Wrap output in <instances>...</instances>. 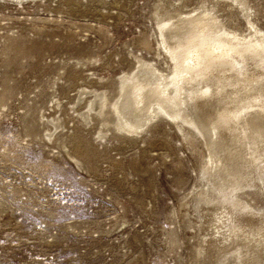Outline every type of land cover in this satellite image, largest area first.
I'll return each mask as SVG.
<instances>
[{
    "label": "rangeland",
    "instance_id": "rangeland-1",
    "mask_svg": "<svg viewBox=\"0 0 264 264\" xmlns=\"http://www.w3.org/2000/svg\"><path fill=\"white\" fill-rule=\"evenodd\" d=\"M204 8L264 31V0H0V264H264L241 240L264 235V133L222 128L211 167L200 122L129 129L110 108L139 58L171 69L163 22Z\"/></svg>",
    "mask_w": 264,
    "mask_h": 264
},
{
    "label": "bare ground",
    "instance_id": "bare-ground-1",
    "mask_svg": "<svg viewBox=\"0 0 264 264\" xmlns=\"http://www.w3.org/2000/svg\"><path fill=\"white\" fill-rule=\"evenodd\" d=\"M211 12L212 9L204 8L194 17L180 19L177 24L163 22L158 41L171 60V69L164 73L151 62L139 58L136 73L131 77L127 75L130 82L121 85L120 94L110 108L119 123L129 129L146 127L161 114L176 124L184 121L195 126L200 122L208 152L207 163L213 167L222 151V128L230 129L233 124H241V129L245 125L264 133V72L259 71L264 69V31L248 18L250 13H244L248 29L244 33L216 22V17L207 18ZM174 36L178 38L176 44H169L167 38L175 41ZM181 36L185 39L179 40ZM90 92L99 97L101 108L98 115H101L107 95L104 91ZM198 99L199 105L196 104ZM207 105L212 114L209 122L203 124L195 113ZM57 127L58 124H54V128ZM223 156L228 157L224 153ZM221 212L232 218L236 213L235 205L231 202ZM217 220L221 223L220 218ZM233 226L228 224V230ZM262 236L258 230H250L242 235L241 240L259 242L264 253ZM240 248L237 246L233 252L239 255ZM254 254H258V250Z\"/></svg>",
    "mask_w": 264,
    "mask_h": 264
},
{
    "label": "snow or ice",
    "instance_id": "snow-or-ice-1",
    "mask_svg": "<svg viewBox=\"0 0 264 264\" xmlns=\"http://www.w3.org/2000/svg\"><path fill=\"white\" fill-rule=\"evenodd\" d=\"M262 27H264V24H262Z\"/></svg>",
    "mask_w": 264,
    "mask_h": 264
}]
</instances>
